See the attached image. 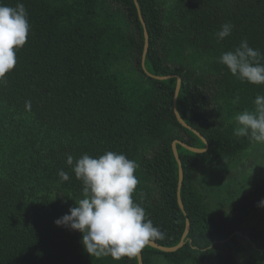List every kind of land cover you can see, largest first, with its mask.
I'll return each instance as SVG.
<instances>
[{"label":"trees","instance_id":"trees-1","mask_svg":"<svg viewBox=\"0 0 264 264\" xmlns=\"http://www.w3.org/2000/svg\"><path fill=\"white\" fill-rule=\"evenodd\" d=\"M138 1L150 40L146 69L181 77L178 110L209 143L204 153L178 145L191 221L184 247L165 253L147 245L144 264H264V174L243 188L227 186L229 198L219 200V175L208 193L198 181L205 171L227 174L257 144L234 134L235 116L254 110L264 86L241 81L219 57L245 39L264 53V0ZM0 2L23 3L30 23L15 69L0 81V264H138L137 257H92L82 233L56 226L82 196L68 154L113 151L137 161L133 199L164 233L154 241L177 246L186 216L173 142L206 145L176 117L177 79L156 80L143 69L145 30L135 0ZM226 22L233 31L218 42Z\"/></svg>","mask_w":264,"mask_h":264},{"label":"clouds","instance_id":"clouds-1","mask_svg":"<svg viewBox=\"0 0 264 264\" xmlns=\"http://www.w3.org/2000/svg\"><path fill=\"white\" fill-rule=\"evenodd\" d=\"M233 28L230 22L222 24L215 33L217 41L228 38ZM29 32L25 5L18 2L12 7L0 2V81L15 69L17 52L25 46ZM219 62L241 81L264 86V53L251 47L246 39L233 50L223 52ZM253 103L254 110L235 116L238 126L234 134L264 144V93L257 94ZM66 163L82 182V196L74 199L77 206L55 224L82 233V244L90 256L131 259L152 241L164 239L145 208L133 199L139 185L137 161L123 153L106 151L98 157L84 154L78 159L68 154ZM58 176L62 181L70 178L63 169ZM258 206L264 207V201Z\"/></svg>","mask_w":264,"mask_h":264},{"label":"rangeland","instance_id":"rangeland-1","mask_svg":"<svg viewBox=\"0 0 264 264\" xmlns=\"http://www.w3.org/2000/svg\"><path fill=\"white\" fill-rule=\"evenodd\" d=\"M243 157V158H242ZM242 157L238 162L233 164L227 174L221 173V169H217L211 171L213 173H209V171H205L202 175L198 177V181L201 183V187L203 190L208 193V190H211L213 184L217 182V176L221 177L223 188L219 191L217 199L220 197L229 198L227 191L225 190L227 186L228 189H239L243 188L240 185H247L251 183H257L258 180L261 179V176L264 174V144H256L252 149L244 152ZM217 199H213L212 202L214 207H217L215 201ZM229 203H226V205ZM220 210V207H219ZM220 212H224L223 209ZM264 222V217L261 219ZM166 264V263H161Z\"/></svg>","mask_w":264,"mask_h":264},{"label":"water","instance_id":"water-1","mask_svg":"<svg viewBox=\"0 0 264 264\" xmlns=\"http://www.w3.org/2000/svg\"><path fill=\"white\" fill-rule=\"evenodd\" d=\"M135 4H136V7L138 9V13H139L141 22H142L144 30H145V47H144L143 59H142V66H143V69H144L145 73L148 76H150L152 78H155L156 80H160V81L170 80V79H173V78L177 79L178 82H177V88H176L175 99H174V109H175L176 117H177L178 121L180 122V124L183 127H185L186 129H189L190 131L195 133L198 137H200L202 139V141L206 145V148L200 149V148L193 147V146H191V145H189V144H187V143H185L183 141H180V140H176V141L173 142V152H174V155H175L176 160H177L178 165H179L178 202H179L180 208L182 209L183 213L186 216V229H185V232L183 234L181 242L177 246L165 247V246H162V245L158 244L155 241H152L148 245V246H150V247H152L154 249H157V250L165 252V253H173V252L178 251L182 247H184V245L186 243V238L188 237V235L190 233V229H191V221H190V218L187 216V212L185 210V206L183 204L182 194H181V190H182L185 174H184L183 163H182L181 157H180L179 152H178V145H181L184 148H186V149H188V150H190V151H192L194 153H204V152H206L209 149V143H208L207 139L199 131L195 130L189 124H187L185 122V120L183 119V117L181 116V114H180V112L178 110L177 100H178V97H179V94H180V91H181V86H182L181 77H179L177 75H174V76H157V75L151 74L146 69L145 61H146V57H147V54H148V51H149V45H150L149 34H148L147 26H146V24H145V22H144V20L142 18V15H141V8H140L139 1L135 0ZM137 258H138V264H144L142 252Z\"/></svg>","mask_w":264,"mask_h":264}]
</instances>
